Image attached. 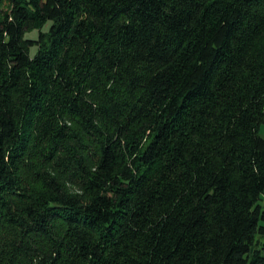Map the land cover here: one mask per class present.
I'll return each mask as SVG.
<instances>
[{"label":"trees","instance_id":"obj_1","mask_svg":"<svg viewBox=\"0 0 264 264\" xmlns=\"http://www.w3.org/2000/svg\"><path fill=\"white\" fill-rule=\"evenodd\" d=\"M261 129L264 0H0V264H264Z\"/></svg>","mask_w":264,"mask_h":264},{"label":"rangeland","instance_id":"obj_2","mask_svg":"<svg viewBox=\"0 0 264 264\" xmlns=\"http://www.w3.org/2000/svg\"><path fill=\"white\" fill-rule=\"evenodd\" d=\"M36 32H37L36 30L28 31V32L26 33V35H27V36H30V37H31V36H35V35H36ZM33 33H34L35 35H33ZM260 133H261L262 135H264V129H261ZM261 204L264 205V201H262Z\"/></svg>","mask_w":264,"mask_h":264},{"label":"clouds","instance_id":"obj_3","mask_svg":"<svg viewBox=\"0 0 264 264\" xmlns=\"http://www.w3.org/2000/svg\"><path fill=\"white\" fill-rule=\"evenodd\" d=\"M50 24H51V21L49 22V25H50ZM44 30L47 31V26L45 27ZM33 35H35V34L33 33ZM35 51H36L35 49H32V53H31V54H32V55H35Z\"/></svg>","mask_w":264,"mask_h":264}]
</instances>
